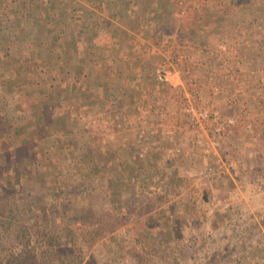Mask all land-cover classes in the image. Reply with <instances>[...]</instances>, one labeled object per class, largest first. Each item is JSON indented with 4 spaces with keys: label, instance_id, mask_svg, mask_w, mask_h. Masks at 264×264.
I'll return each mask as SVG.
<instances>
[{
    "label": "rangeland",
    "instance_id": "rangeland-1",
    "mask_svg": "<svg viewBox=\"0 0 264 264\" xmlns=\"http://www.w3.org/2000/svg\"><path fill=\"white\" fill-rule=\"evenodd\" d=\"M29 2L36 4L37 0H29ZM181 2L187 14L185 16L178 14L173 3L165 1L160 7L159 17L156 18L157 24L153 22V25H157L155 29L163 30L164 35L154 32V29L148 35L147 33L143 35L148 44H142L134 50L133 56H138L137 60L147 67L150 75L154 76L155 63L159 58L156 50L161 53L164 50L159 46L160 42L170 44L166 34L170 32L169 29L178 28L179 35L184 37L187 43L197 45L204 52H190L187 55L188 62L199 60L202 63L197 67L192 66L191 70V75L200 88V101L207 106L214 107L218 111L217 116L220 121L223 117L233 115L234 106L229 103V82L225 79L221 80L217 74L218 70L215 69L218 59L224 58L223 54L218 53L220 49L218 43L226 34L224 44L227 52L230 27L238 21H248L250 32L242 40L247 45L241 48L242 52L239 54L245 55L250 61L246 67L252 69L255 82L252 83L253 89L249 95L247 93L239 99V101L247 102L246 112H237L241 119L239 126L230 131L226 130L227 134L220 149L213 154L204 152L202 143L210 140L218 130V120L210 119L200 126H192L186 115L179 111L183 100L182 93L178 89L183 81L180 68H175L171 72L175 71L178 77V82L174 85L165 86L171 73L163 83L151 81L155 86L163 87L166 91L162 96L158 95L154 99L156 109L144 114L143 122L139 121L141 118L136 119L135 122L138 124L132 126V129L131 124H127L126 130L129 131H123L124 138L127 139H123L122 143L124 147L139 149L137 151L139 156L149 150L148 156L157 163L158 168L167 169L169 165L177 170L176 172L182 173L183 177L188 174L190 178L185 176L179 182L173 179L164 182L158 175L145 183L148 191L166 195V205H169V209L165 213L167 218L164 222L173 226L172 231L176 236L173 237L175 240L167 246L166 241L172 240L158 236V229L153 227V236L148 245H160V249L167 247L169 249L166 250L167 254L171 253L182 264H206L211 256L215 259L212 264H264V83L260 82L259 78L256 80V77L260 75L264 77L261 49L264 46V0H181ZM55 5L57 7L54 9L52 4L47 3L45 5L47 11L44 15L39 9L40 6L33 11L28 8L20 10L22 13L30 12V16H35L37 21L42 15L43 18L46 17L49 20L58 19V11L63 6L65 11L63 10L62 13L68 16L66 24L70 25L72 4L69 0H57ZM92 5L91 7L95 10L98 9L97 3ZM7 12V8H0V23H11L8 29L0 34V58L2 59H0V82L7 77L10 78L8 84L11 88L7 92L10 98L3 100V106L0 105V147L4 149L9 148L11 141L7 140V134L14 124L9 126L1 122L3 112L5 110L8 117H16L14 113L23 109L16 102L19 98L21 103L28 99H25L23 88L17 87L23 85L24 80L20 78V74H13L14 59L23 56L22 48L20 46V49L6 48L7 42L13 40V35L18 28L27 25L23 23L24 17L21 18L18 10L10 11L7 16L8 20L6 19ZM63 24L65 23L60 19L56 26L61 27ZM185 28L184 32L180 30ZM185 41L181 40L184 48L187 46ZM77 52L79 56L82 54L81 49ZM9 54L11 56H8ZM52 57H55V53ZM133 62H136V59ZM16 84L18 85L15 86ZM214 86H219L218 88H222L220 89L222 91H214ZM69 113L71 117L74 116L72 109H69ZM97 118L101 117L95 115V120ZM133 129L137 132L133 133ZM91 131L94 130L91 129ZM105 131V129H98L96 131L100 134L98 138L102 140L101 134L106 133L104 140L111 141L114 137L113 133ZM152 143L155 144L152 145ZM22 147L23 153L27 148ZM205 167H211L213 173L198 175L197 173L203 171ZM203 191H208L209 195L199 201L197 195ZM175 192H177L176 195H174ZM211 208L215 209L217 217H206V214H203ZM204 217L209 224V234L196 235V230L191 224L193 225L196 221L202 225L201 232H203ZM133 219L134 216L129 214L125 221L129 223ZM179 221L185 223L181 229L178 227ZM124 241L125 243L118 244L105 238L91 250V253L94 256L97 255L102 264H130L129 242ZM149 248L150 246H147V249ZM157 262L159 260L153 258V264Z\"/></svg>",
    "mask_w": 264,
    "mask_h": 264
},
{
    "label": "trees",
    "instance_id": "trees-1",
    "mask_svg": "<svg viewBox=\"0 0 264 264\" xmlns=\"http://www.w3.org/2000/svg\"><path fill=\"white\" fill-rule=\"evenodd\" d=\"M109 2L111 7L117 6L114 12L119 16V20L129 25V19L125 14L122 17L120 7L126 8L131 1ZM149 2L141 0L139 16L144 17L151 11L152 16L157 18L161 9L152 8L154 6ZM164 2L165 0H156V4L162 5ZM41 5L42 0L36 4L29 0H0V8L8 9L6 19L9 12L15 9L24 17L23 23L27 25L26 30L14 33L13 40L34 43L33 50L36 53L30 54L31 60L45 51L44 57L49 62L55 53L56 60L61 62L59 65L56 64L57 68L65 69L67 81L76 74L78 81L85 84L82 76L86 67L80 62L82 54L77 55V39L71 32L66 31L69 23L66 24L68 18L66 13H62L65 8L62 6L59 9L58 19L47 20L44 17L37 23L36 17H31L30 12L22 13L20 10L28 8L33 11L40 6L39 9L44 15L47 10ZM60 19L65 23L62 28L56 26ZM95 21L92 15L90 21L88 19L82 26V30L94 27ZM45 22L49 25L45 26ZM42 24L44 26H37ZM8 25L11 23H0V34L8 29ZM36 28L39 29L37 30L40 32L39 35L35 34ZM52 45L55 46L54 52L52 49L43 50V47ZM66 49L71 57L74 55L75 62H72ZM43 67L44 71L40 69V72L45 77L49 63ZM20 68L15 64L13 74H20V78L24 79V69ZM8 82L10 81L0 82L1 106L3 100L10 98L7 94L11 90ZM17 87L23 88L24 96L27 95L26 87L21 85ZM61 90L63 88L60 84L49 85L45 88V93L33 96L35 98L32 105L38 102V107L46 106V99L55 97ZM41 113L35 114V111L29 110L18 112L15 119L16 128L10 129L7 134V140L11 141L9 148L0 147V264H102L91 250L105 238L118 244L125 243L124 240L129 242L130 264H153V258L159 260L156 264H182L171 253L167 254L166 250H169L167 247L160 249V245H148L153 236V227L158 229V236L172 240L166 241L167 246L175 240L173 238L175 235L172 231L173 226L164 222L167 218L165 213L169 209V205H166V195L148 191L145 183L158 175L164 182L171 179L179 182L183 174L176 172L177 170L169 165L167 169L158 168L157 163L148 156L149 150V153L139 156L137 154L139 149L119 145V134L115 135L109 144L106 140L102 144V149L97 150L98 154L93 155L92 161H87L85 152L79 146L75 149L77 137L73 132H76V129L82 133L84 131L83 127L79 126L82 123L77 116L71 118L74 126L70 136L67 135L71 130L68 128L70 123L68 118L56 116L48 111ZM2 118H9L5 110ZM36 127H41V133L47 138L45 146L34 143L22 153V142L34 136ZM86 136L88 137L87 134ZM62 139L70 140V144L67 147L59 146ZM24 146L27 147V144ZM107 146L112 157L104 151ZM50 147L55 149L50 151ZM66 156L76 161L70 165ZM98 157L102 159L101 162ZM83 166L86 167V171L82 169ZM185 176L190 178L188 174ZM176 194L177 192L174 193ZM207 195L209 192L203 191L197 198L201 201ZM129 214L134 216V219L128 223L125 220ZM203 214H206V217L218 216L213 208ZM203 220L205 223L203 232L202 225L196 221L191 224L196 230V235L209 234L207 219L204 217ZM184 224L179 221V229ZM147 246L150 248L147 249ZM214 261V257L211 256L206 264H212Z\"/></svg>",
    "mask_w": 264,
    "mask_h": 264
},
{
    "label": "crops",
    "instance_id": "crops-1",
    "mask_svg": "<svg viewBox=\"0 0 264 264\" xmlns=\"http://www.w3.org/2000/svg\"><path fill=\"white\" fill-rule=\"evenodd\" d=\"M43 1L44 0H42L41 7H44L47 3L48 5L53 4L52 8L54 9L57 7V5H55L57 0ZM129 1L131 2L126 8L123 6L120 7L122 10L121 13L123 14L122 17H124L125 14V17L129 19L128 25L119 20V16L114 12V9H117V6H115V8L111 7L112 5H109V0H69V3L72 4L73 7L71 18L72 23L66 31L68 33L71 32L75 39H77L76 47L79 51L80 49L82 51L81 59H79L86 67V70H83L85 72L82 76V78L85 79V84H81V81H78L76 74L72 75L71 79L67 81L68 78L64 75L65 69L61 70L57 68L56 64L59 65L61 63L60 60H56V57H52L48 62V59L44 57L45 51H43L42 54L40 53L34 60H31L30 54L35 55L36 53L33 50L34 43L25 41L13 42V40H10L6 44V48L8 49H13V47L18 49L22 48L21 51H23L22 57H15L14 59V66L16 64L21 67V70L24 69V84L21 86L26 87L27 84L25 89L28 91L27 95H25V99H28L25 102L23 101L21 103L20 98L16 102V104H19L20 107L23 108H20V113L29 110L31 112L35 111V114L36 112L42 114L41 112L48 111L53 112L56 116L66 117L70 120L68 128L71 129L70 134L67 135L72 136V128L74 124L72 123V117L69 113V109H72V114L76 115L79 121L83 124L79 126H82L84 129L83 133L78 129H76V132H73L75 134L74 136L77 137V139H75V149H78L77 147L79 146V148L85 152L84 155L85 158L88 159L87 161L91 160L94 154H98V149H102V144L105 142L104 138L106 137V131L108 133H113L114 136L119 134L120 141L118 144L124 146L122 141L127 138H124L123 131H129L126 130L127 124H131L132 129V126H136V123L138 124V122H135L136 119L138 120L141 118L139 121L143 122L144 114L156 109V102L154 103V99L158 95L162 96L163 92L166 91L163 87L158 88L151 82L154 81V76L150 75V71L147 70V67L145 66V68L144 64L142 65L141 62L137 60L138 56H133L135 49L142 44H148L143 35L146 33L148 35L155 29V26L157 25H153V22L157 24L156 17L154 18L152 16L151 11L144 17L139 16L138 8L141 5V0ZM149 1V3H152V6H154L152 8L159 9L161 7L160 4H156V0ZM165 1L173 3L172 0ZM37 2H41V0H37ZM93 3H97V10L91 7L93 6ZM88 9H91L92 11ZM92 15L96 18V21L98 20L97 22L95 21L96 25L83 31L82 26L87 23V19L90 20ZM41 19H43V15L38 21L35 20L40 22ZM148 23H150V25H147ZM46 25L48 26L49 23H46L45 26ZM37 26L41 27L40 25ZM58 27L62 28V25L61 27ZM26 29V26H21L18 28L17 32ZM177 29L178 28L173 30L169 29L170 32L166 34L169 42L172 43L173 41L178 40L182 43L183 41L181 42V40L185 41L184 37L179 35ZM37 30L39 29L36 28L35 34L39 35L40 32ZM158 30L159 29L157 28L154 32H159L161 35H164L162 32L163 30ZM180 30L184 32L186 31V28ZM176 31L177 33H175ZM185 43L191 44L186 41ZM53 48L55 49V46H47L43 47V50L52 49V52H54ZM67 53L69 55L70 52L67 51ZM8 56H11V54ZM69 57L72 62L76 61L73 54L72 57L70 55ZM135 59L136 62H133ZM57 61L59 62L56 63ZM48 63L49 70L47 76L43 77L44 75L41 74L40 69L44 71L43 65ZM37 66L39 67L37 68ZM8 79L10 78L7 77L4 80ZM166 82L167 85L165 86H170L171 84L174 85L178 82V77L175 71L171 73ZM56 84H60L63 90L57 93L55 97H48L45 102L46 106H43L42 108L38 107V102L35 105H32L33 99L35 98L33 96H36L35 94L45 93L46 87ZM70 89H72V91H69ZM77 90H79V93L76 94ZM61 112L62 114H60ZM17 114L18 112L14 113V116ZM105 114H107V116H104ZM95 115L97 117L100 116L101 118L95 120ZM16 117L2 118L1 122L7 123L9 126L14 124L10 129L15 130ZM74 123L77 124L75 121ZM97 128L100 130H106L104 132L105 134H101L102 140L98 138V135L100 134L99 132H96L98 131ZM41 129V127H36L34 136L31 138L28 137L21 144V148H23L22 146H24V144H27L26 148L29 149L34 143L39 146H45L47 138L41 133ZM91 129L94 131H91ZM135 132L137 131L133 129V133ZM109 142L111 141H107L108 144ZM69 144L70 140L67 141L66 139H62L59 146L67 147ZM154 144L155 143H152V145ZM54 147H50L49 150H54ZM64 150L67 149L64 148ZM104 151L110 154L108 146ZM77 158L78 157H76V159ZM98 158L101 162L102 159L100 157ZM68 159L72 160H68L70 165L76 161L74 159ZM82 169L84 171L87 170L85 166H83Z\"/></svg>",
    "mask_w": 264,
    "mask_h": 264
},
{
    "label": "built area",
    "instance_id": "built-area-1",
    "mask_svg": "<svg viewBox=\"0 0 264 264\" xmlns=\"http://www.w3.org/2000/svg\"><path fill=\"white\" fill-rule=\"evenodd\" d=\"M172 2L174 9H176L178 14L184 16L187 14L186 10L181 6V0H172ZM248 32H250L249 22L238 21V23L234 24L233 27H230L228 31V51H225L226 47L224 44L226 34H224L225 36L223 35V37L219 40L220 42L218 43L220 47L218 53L223 54L224 58H219L218 61L216 60L217 67L215 69L218 70L217 74L221 80L225 79L229 82V103L234 106V110L232 109L234 114L223 117L222 121H220L219 117L217 116L218 111L214 107L207 106L200 101L199 85H197V81L191 75V70L193 69L192 66L197 67V65H201L202 63L199 60L191 62L187 61V55L190 52L204 53L203 49L192 44H187L186 48H184L183 43L173 41L170 44L160 42L159 46L164 48L162 51L163 53H161L159 50H156L157 54H159V58L155 63L154 80L157 83L165 82L173 69L179 67L181 70V77L183 78L184 83L182 81L178 88L183 97L179 111L186 115L189 123L192 126H200L203 122H206L210 119L214 121L218 120V130L215 131V134L211 136L210 140L202 143L204 152H212L213 154L216 153L220 149V145L226 137L227 131L239 126L241 119L240 114L237 112H246L245 108L247 102L239 101V99L247 93L249 95V92L253 89L252 83L255 81L252 75V69L246 67L247 63L250 61H248V58L245 55H242L241 53L239 54V52H242L241 48L247 45L242 40L244 37L246 38V35L249 34ZM180 44H182V46ZM261 49L264 54V46H262ZM258 54L261 55L262 53L258 52ZM263 54L262 62L264 61ZM258 78L260 82L264 83V77L262 75L256 77V80ZM218 87L219 86H214L213 90L221 92L222 90L220 91V89L222 88L219 89ZM201 173L204 175H211L213 171L211 167H205L203 171L198 172L197 174L199 175Z\"/></svg>",
    "mask_w": 264,
    "mask_h": 264
}]
</instances>
